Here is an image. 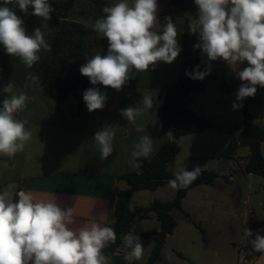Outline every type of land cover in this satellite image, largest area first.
Returning a JSON list of instances; mask_svg holds the SVG:
<instances>
[{"label":"clouds","instance_id":"9594fccd","mask_svg":"<svg viewBox=\"0 0 264 264\" xmlns=\"http://www.w3.org/2000/svg\"><path fill=\"white\" fill-rule=\"evenodd\" d=\"M197 14L188 16L190 34L198 36L193 49H199L207 57L204 70L201 65L185 72L197 81L211 75V62L225 61L229 66L237 63L246 67L235 72L241 81L231 107L237 111L243 101L254 97L258 87L264 88V0H194ZM42 18V27L29 35L22 13ZM157 0H119L102 8V15L96 19L93 30L107 38L106 55L97 53L79 69L92 85H103L121 91L136 73L148 72L159 62L173 63L180 55L182 47L177 37L178 31L172 17H165L161 33L153 30L157 24ZM56 11L49 0H2L0 5V45L6 54L18 57L22 63L32 68L40 60L41 50L51 52V45L45 39V30L51 32L47 21ZM43 28V31H42ZM28 86L38 85L39 76L28 73ZM9 82L2 91L9 94L0 108V154L14 156L23 152L32 133L26 129L27 119L20 120L14 113L25 110L35 97L28 96L22 89H15ZM107 94L99 88L91 87L83 92V102L89 112L102 110ZM151 95H144L139 106H129L120 110V115L128 122L136 121L154 107ZM136 131L145 132L142 124H136ZM115 132L111 126H104L94 134L99 147L100 158L107 159L114 151ZM168 141L174 139L171 130L165 133ZM154 139L148 133L141 135L133 145L130 159H150L154 154ZM137 169L140 168L136 164ZM202 167L192 170L178 168L174 179L168 181L172 189H182L190 185L201 174ZM141 172L137 171V175ZM13 202L7 199L8 193L0 194V264H107L103 249L116 240L113 227L96 222L73 228L74 207H61L55 197L37 200L31 192L24 190L17 194ZM253 236L249 228L243 229L242 239ZM125 247L129 250L124 259L131 264L140 260L144 247L140 237L134 232L124 235ZM251 244L256 252L264 254V235L256 234Z\"/></svg>","mask_w":264,"mask_h":264},{"label":"crops","instance_id":"0c3cea01","mask_svg":"<svg viewBox=\"0 0 264 264\" xmlns=\"http://www.w3.org/2000/svg\"><path fill=\"white\" fill-rule=\"evenodd\" d=\"M51 1L57 4L60 20L82 22L90 29L87 37L89 49L83 59V65L97 53L107 54V38L100 37L93 30L95 14L90 1ZM100 1L104 2L106 6L119 2V0ZM132 2L133 0H129V4ZM192 2L193 0H191ZM157 3L159 6L158 13L165 8H183L181 4L173 5L170 0H157ZM173 22L176 25L177 40L181 46V36L185 26L184 17L178 15ZM23 26L27 33L31 35L36 28L42 27V18L28 14ZM160 28L157 21L153 30L158 33ZM51 35L52 30L50 33L45 30V39L50 45ZM39 55L40 60L32 68H28L18 57L6 54L3 45H0V102L2 103L9 95L2 91L3 87L9 82L14 84V91L15 89H22L28 96L35 97L33 101L28 103L25 110L14 113L16 119H27L26 129L31 131L32 136L23 152H17L14 156L0 154V186L2 189L10 187L13 194H17L21 190L31 192L37 200H48L55 197L61 207H74L73 215L76 222L70 227L78 228L90 224L93 217H95L96 222L106 226L115 219L116 192L130 188V185L122 176L137 168L136 164L140 165L143 160L142 158L137 161L130 159L133 145L141 135L149 133L154 139L155 154L166 141L161 131L158 108L165 99L167 88L176 81L181 53L171 64L159 62L154 70L150 68L148 72L136 73L135 78L130 79L121 91H116L110 87L105 88L99 84L93 85V87L99 88L102 93L107 94L105 107L94 112H89L83 102V92L85 90H80L81 99L79 101L70 94L63 101L56 102L45 98L36 85L28 86L30 81L26 80L27 74L37 75L42 65L49 64L53 60L52 50L51 52L41 50ZM206 62L207 57L201 54L199 62L201 70H204ZM246 66V62L244 64L237 63L233 66H229L223 60L211 62V75L203 81L194 80L202 86V89L189 94L186 99V107L194 113H197L194 109L204 111L205 107H209L211 100L208 99L209 103L204 96L207 90H212L214 94H217L214 98L212 97V100L217 102L228 100L230 97L235 98V93L241 83L235 72ZM192 94L196 96L194 100L195 108H189L188 106L192 101ZM144 95H151L155 104L151 110L137 119L136 124H142L145 127V132L139 133L136 131V124L123 118L120 115V110L129 106H139ZM251 99L252 97H250L248 106L251 104ZM248 109L250 110V108ZM250 114L252 121L255 123L261 125L260 122L264 121V117L258 118L255 114L251 112ZM203 115L206 116V114ZM220 115H222V112H220ZM106 125L111 126L115 132L114 151L107 159L102 160L99 147L94 141V134ZM241 130L242 128H239V134ZM181 137L176 140L179 146L178 141ZM262 146H264V143L261 144V149ZM243 148L247 152L243 156H239L242 158L249 154L248 148ZM236 156H238L237 152ZM175 160L167 166L173 175L177 171L172 170ZM195 165L189 166V168H194ZM211 167L210 165L208 170L206 168H202V170L214 171L210 170ZM205 186L210 185L196 186L188 191L182 200L183 211H185L184 202L187 196L194 191L205 188ZM202 191L205 195L209 193L206 189H202ZM175 192L176 189H172L169 184L159 186L154 190H139L132 193L129 204L137 197L144 198V202H140L141 199L138 200L139 202H135L133 206H129L130 208L147 206L153 200H169L173 198ZM251 216H253V213H251ZM136 221H138V227H136ZM251 222H255V220ZM256 222H260V224L254 223L256 227L250 228L253 236L248 240L242 239L243 248L239 255L244 256V259L241 264H264V254L256 252L250 242L258 232L261 233L260 235H264V221ZM150 224L151 228H149ZM159 229L160 224L155 215L149 213L146 218L134 220L132 232L135 235L137 233H156ZM171 235H167L166 242ZM153 238L154 235L149 237L151 240ZM127 252L123 241V245L119 247L117 252L106 257L107 264H129L124 259ZM148 255L149 253L139 263L146 262ZM240 256H238V262Z\"/></svg>","mask_w":264,"mask_h":264},{"label":"trees","instance_id":"16d2710c","mask_svg":"<svg viewBox=\"0 0 264 264\" xmlns=\"http://www.w3.org/2000/svg\"><path fill=\"white\" fill-rule=\"evenodd\" d=\"M92 3L93 12L96 19L104 13L102 8L105 5L100 0H88ZM173 5H183L182 9L175 7L173 9H162L157 14L160 24L161 33L163 25L166 23L165 17L171 16L172 20L178 15L184 17L185 26L181 36V59L178 76L176 81L167 88L165 99L158 108V117L160 119L161 131L163 135L171 130L174 139L168 141L158 149L150 158L143 159L140 168L125 173L122 178L130 185V188L124 191H117L115 194V219L106 226L113 227L116 232V240L109 243L104 249L103 254L106 257L112 256L123 245V237L126 233L132 232L133 222L136 219L146 218L149 213H153L160 224V229L156 233H141L137 235L140 238H149L154 235V245L151 248L146 262H132L131 264H155L160 256V251L166 243V237L172 234L177 226V221L173 211L182 212L185 218L191 220L188 213L182 209V200L188 191L200 185H213L218 173L216 171L201 170V174L196 180L185 188L176 190L172 199L153 200L147 206H135L130 208L129 199L133 192L139 190H154L159 186L168 184L174 175L168 170L167 166L172 163L179 153V146L176 140L181 136L200 133L212 128L210 119L204 115H198L186 107V99L192 92L202 89V86L185 75L186 70H193L200 62L201 51L194 50L193 45L198 43V36L190 34L188 29V16H195L197 8L190 6L191 0H170ZM49 3L56 9L51 13V20L47 21L49 28L52 30L51 47L53 60L49 64H44L39 68L37 76L40 83L37 88L42 95L56 102L63 101L71 93L78 90H87L93 87L89 79L83 76L79 69L83 65V59L89 49L88 35L90 29L85 23L62 21L58 17L57 4L49 0ZM2 5V0H0ZM32 9L29 8V14ZM16 14L25 22L27 15L22 13L18 8ZM94 21V23H95ZM250 97L243 101L241 108L242 130L239 138L230 142L218 155V159L225 162L236 156L240 147H247L249 154L243 159L246 165L243 172L253 175H259L264 178V156L261 153V144L264 143V126L252 121V116L248 111V102ZM3 104L0 102V108ZM168 163V164H167ZM189 168L188 170H192ZM137 171L141 174L137 175ZM0 194L3 189L0 186ZM18 199L13 194L12 200ZM256 225L244 224V228H255ZM243 235V230H242Z\"/></svg>","mask_w":264,"mask_h":264},{"label":"rangeland","instance_id":"374dc122","mask_svg":"<svg viewBox=\"0 0 264 264\" xmlns=\"http://www.w3.org/2000/svg\"><path fill=\"white\" fill-rule=\"evenodd\" d=\"M190 6L197 7L194 0ZM193 95L195 94H192L189 108H195L196 96ZM216 95L214 91L207 90L204 96L207 101L211 100L209 107H205L204 111L194 109L198 115L206 114L213 124L212 128L179 139L178 146L181 149L172 170H188L189 166L195 164L208 170L211 165L210 170L218 173L217 178L213 185L205 186L187 196L184 210L189 214L190 221L182 212L173 211L177 227L161 249L155 264H239L244 223L254 225L260 224L256 221H264V178L231 167L229 160L226 161V167L219 166L222 162L218 159L219 153L230 142L238 139L242 123L241 109L233 111L231 107L235 98L217 102L212 100ZM248 108L258 118L264 117V88L258 87ZM260 123L264 126V121ZM261 150L264 155V146ZM246 152L245 148L240 147L237 155L243 156ZM202 189L209 193L203 194ZM4 192L8 193L7 199L12 200L13 192L10 187L3 189ZM141 199L140 202H144V198L137 197L129 205L133 206ZM254 220L255 222H251ZM140 241L144 253L135 262L144 260L154 245L149 238H140Z\"/></svg>","mask_w":264,"mask_h":264},{"label":"built area","instance_id":"2783aa9c","mask_svg":"<svg viewBox=\"0 0 264 264\" xmlns=\"http://www.w3.org/2000/svg\"><path fill=\"white\" fill-rule=\"evenodd\" d=\"M239 138V136H238ZM231 162V167L235 168V169H241L243 170V168L245 167L246 165V160L243 159L242 157H239V156H234L232 159L229 160ZM229 179H231L229 177ZM244 259V256H240L239 258V263L241 264L242 261Z\"/></svg>","mask_w":264,"mask_h":264},{"label":"water","instance_id":"95a60500","mask_svg":"<svg viewBox=\"0 0 264 264\" xmlns=\"http://www.w3.org/2000/svg\"><path fill=\"white\" fill-rule=\"evenodd\" d=\"M71 96H72L73 98H75L77 101H79V100L81 99V96H80V90L71 93ZM167 164H168V163H167ZM219 166H225V167H226V162H225L224 160H222V163L219 164ZM136 227H138V221H136ZM126 249H127V248H126ZM127 251H129V250L127 249Z\"/></svg>","mask_w":264,"mask_h":264}]
</instances>
